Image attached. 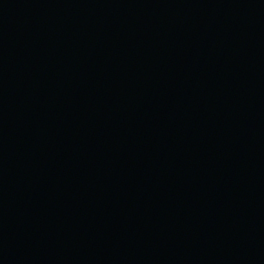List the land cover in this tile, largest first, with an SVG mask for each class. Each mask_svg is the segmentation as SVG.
<instances>
[{
  "label": "water",
  "instance_id": "95a60500",
  "mask_svg": "<svg viewBox=\"0 0 264 264\" xmlns=\"http://www.w3.org/2000/svg\"><path fill=\"white\" fill-rule=\"evenodd\" d=\"M0 264H264V0H0Z\"/></svg>",
  "mask_w": 264,
  "mask_h": 264
}]
</instances>
